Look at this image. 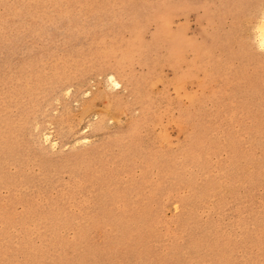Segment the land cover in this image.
I'll list each match as a JSON object with an SVG mask.
<instances>
[{"label":"rangeland","instance_id":"rangeland-1","mask_svg":"<svg viewBox=\"0 0 264 264\" xmlns=\"http://www.w3.org/2000/svg\"><path fill=\"white\" fill-rule=\"evenodd\" d=\"M263 12L0 0V264H264Z\"/></svg>","mask_w":264,"mask_h":264},{"label":"bare ground","instance_id":"bare-ground-1","mask_svg":"<svg viewBox=\"0 0 264 264\" xmlns=\"http://www.w3.org/2000/svg\"><path fill=\"white\" fill-rule=\"evenodd\" d=\"M264 13V12H263ZM262 21V20H261ZM259 43H261L260 45L264 46V15H263V21L259 26ZM109 75V74H108ZM107 75V76H108ZM109 82L113 85H118V82H116V79L114 78V76L111 74L108 76Z\"/></svg>","mask_w":264,"mask_h":264}]
</instances>
